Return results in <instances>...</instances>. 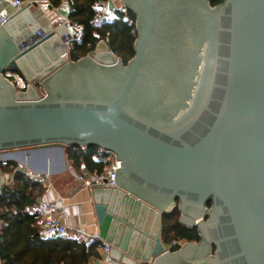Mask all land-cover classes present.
I'll return each instance as SVG.
<instances>
[{
    "label": "water",
    "instance_id": "obj_1",
    "mask_svg": "<svg viewBox=\"0 0 264 264\" xmlns=\"http://www.w3.org/2000/svg\"><path fill=\"white\" fill-rule=\"evenodd\" d=\"M123 1L138 33L126 64L105 40L73 60L55 29L31 42L13 16L0 25V193L7 151L97 146L119 159L118 187L91 192L122 257L264 264V0ZM176 206L200 240L173 250L162 218Z\"/></svg>",
    "mask_w": 264,
    "mask_h": 264
},
{
    "label": "trees",
    "instance_id": "obj_2",
    "mask_svg": "<svg viewBox=\"0 0 264 264\" xmlns=\"http://www.w3.org/2000/svg\"><path fill=\"white\" fill-rule=\"evenodd\" d=\"M57 5L60 0H51ZM71 10L69 20L81 28L79 36L69 42V57L73 60L94 50L100 40H105L110 49L126 64L134 55V43L138 36L136 15L131 9L115 8L108 21L95 26L92 21L98 16L97 4L100 0H69ZM111 1V0H103ZM224 0H210L212 5ZM15 72L21 77L24 74ZM13 81L14 78H12ZM38 85L39 83L35 81ZM26 86L24 85L23 88ZM65 152L73 166L87 167L102 171L108 165L100 159L97 146L71 145ZM15 161L2 165L3 173L12 172L14 180L5 184L0 193V260L2 264H87L90 258L100 257L102 241H90L68 236H46L43 229V215L37 210L39 198L46 192L45 182L37 180L29 173L14 169ZM211 203H209L210 205ZM180 210L176 206L163 215L165 241H199L197 227H188L180 222ZM180 245L173 247L176 250Z\"/></svg>",
    "mask_w": 264,
    "mask_h": 264
},
{
    "label": "crops",
    "instance_id": "obj_3",
    "mask_svg": "<svg viewBox=\"0 0 264 264\" xmlns=\"http://www.w3.org/2000/svg\"><path fill=\"white\" fill-rule=\"evenodd\" d=\"M12 1L0 0V16H13L11 27L14 30H20L25 25L32 30V36L40 30L50 31L55 29L57 33L54 37L57 38V45H61L59 39L65 32L71 33L72 36L80 35L81 28L69 20L71 1L60 0L59 4L54 5L51 0H23V5L19 7H15ZM115 8H119L117 0H111L109 6L111 14H113ZM19 9L24 12L17 15L16 13ZM67 20L69 23L65 28L62 23ZM22 73L24 74L23 77L15 72H10L8 75L5 72L6 76L11 80L12 78L16 80V83L12 81L17 88H22L21 86L30 82L27 74L25 72ZM37 89L42 94L41 90ZM24 151L27 152L28 149ZM63 151L65 158L62 155L61 148L57 145L32 148V155L30 156L19 149L7 151L6 158L9 161L17 162L18 166L26 168L28 173L45 177L43 182H45L47 190L38 200V211L43 214L63 209L66 214L63 222L71 228L67 236L90 241L99 234L92 192L91 189L82 188L76 178V174L71 170L73 165L66 155L65 148ZM77 169L92 172L85 166ZM100 248L99 253H101ZM114 252L117 255L114 264H136L135 260L122 257L117 251ZM99 258H90L87 264H112L110 262H101ZM0 264H2L1 260Z\"/></svg>",
    "mask_w": 264,
    "mask_h": 264
},
{
    "label": "built area",
    "instance_id": "obj_4",
    "mask_svg": "<svg viewBox=\"0 0 264 264\" xmlns=\"http://www.w3.org/2000/svg\"><path fill=\"white\" fill-rule=\"evenodd\" d=\"M13 5L15 7H19L23 5V0H13ZM108 3L109 1H103L100 0L97 4L99 14L98 16L92 21V24L95 26H101L104 22L108 21L110 18V12L108 11ZM8 19V16H0V25L5 23ZM69 21H65L62 23V25L66 28L68 26ZM47 32L43 33L40 31H37L33 36L30 37L31 42H35L37 40L38 36H46ZM72 34L69 32H65L60 37L61 43L63 44L64 48L69 50V42L72 39ZM53 39V38H52ZM112 51V50H111ZM113 52V51H112ZM69 55V54H68ZM100 151V159L104 162H106L108 165L105 167L104 170L98 171L94 170L92 172L90 171H80L75 166H71V170L76 174V178L78 182L81 184L82 188L85 189H92L94 186H99L102 188H116L118 187L117 184L114 183L113 180V171L114 168L120 167V165H116V161H119V159H115L114 153L110 150L99 148ZM9 160L3 159L1 161L2 165H8ZM20 170L23 172L28 173L26 168H22L20 166H17L14 171ZM5 177L6 184L12 183L14 180L13 177V171L3 173ZM31 177L44 181L45 177L39 174L29 173ZM43 215V229L44 234L46 236H52V237H58V236H67L69 234V230L71 229L69 225L65 224L63 222V218L66 216L63 209L60 211H49L42 214ZM96 238L100 239L102 241L101 245V253H100V261L101 262H110L114 264L116 262V249H114V246L112 243L108 242L105 239H102L100 235L98 234ZM180 241H173L172 247H175L176 245H182L180 244ZM118 252V251H117ZM119 253V252H118Z\"/></svg>",
    "mask_w": 264,
    "mask_h": 264
},
{
    "label": "rangeland",
    "instance_id": "obj_5",
    "mask_svg": "<svg viewBox=\"0 0 264 264\" xmlns=\"http://www.w3.org/2000/svg\"><path fill=\"white\" fill-rule=\"evenodd\" d=\"M111 2V1H110ZM110 2L108 3V11H109V6H110ZM117 4H118V7L119 8H123V9H127V6L124 4V1L123 0H117ZM129 9V8H128ZM110 12V11H109ZM57 38L56 37H54L53 39H52V42H53V44L55 45V47L58 49V50H64L65 48H64V46H63V44L61 43V40L59 39V41H60V43H61V45H57ZM68 47H69V45H68ZM39 83V82H38ZM27 84H28V82L27 83H25V86H27ZM33 84L37 87V88H39L40 90H41V92H42V95H45L46 94V91H45V89H43L42 88V86H40V84H36L35 83V80H33ZM22 88H23V86H21ZM186 243V241H181V243L180 244H182V245H184ZM173 249V248H172Z\"/></svg>",
    "mask_w": 264,
    "mask_h": 264
}]
</instances>
